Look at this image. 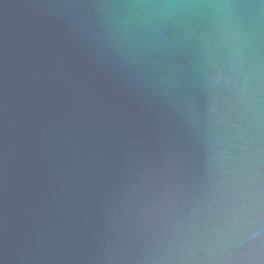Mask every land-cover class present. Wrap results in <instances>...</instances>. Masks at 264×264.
I'll return each instance as SVG.
<instances>
[{
	"label": "water",
	"instance_id": "95a60500",
	"mask_svg": "<svg viewBox=\"0 0 264 264\" xmlns=\"http://www.w3.org/2000/svg\"><path fill=\"white\" fill-rule=\"evenodd\" d=\"M0 264H264V0H0Z\"/></svg>",
	"mask_w": 264,
	"mask_h": 264
}]
</instances>
